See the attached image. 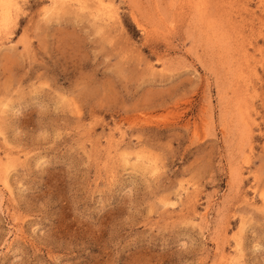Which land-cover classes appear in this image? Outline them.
<instances>
[{"label":"rangeland","instance_id":"obj_1","mask_svg":"<svg viewBox=\"0 0 264 264\" xmlns=\"http://www.w3.org/2000/svg\"><path fill=\"white\" fill-rule=\"evenodd\" d=\"M5 1L0 264H264V0Z\"/></svg>","mask_w":264,"mask_h":264},{"label":"bare ground","instance_id":"obj_2","mask_svg":"<svg viewBox=\"0 0 264 264\" xmlns=\"http://www.w3.org/2000/svg\"><path fill=\"white\" fill-rule=\"evenodd\" d=\"M5 1V0H4ZM54 1V0H52ZM58 1V0H57ZM68 1H73L76 4H78L79 6H81L82 8H84V0H68ZM67 0H62L61 2H59L60 4H66L68 2ZM7 2V1H5ZM13 2V1H11ZM59 3H57L56 5H58ZM69 3V2H68ZM8 5V4H7ZM61 7V6H60ZM137 159V158H136ZM151 161V160H150ZM157 166V165H156ZM157 170V169H156ZM187 189V188H186ZM188 190V189H187ZM186 191V190H185Z\"/></svg>","mask_w":264,"mask_h":264}]
</instances>
